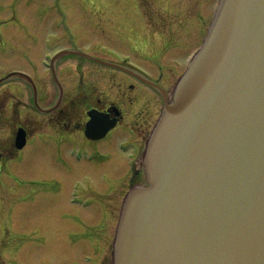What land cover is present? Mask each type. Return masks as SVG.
I'll use <instances>...</instances> for the list:
<instances>
[{"label":"rangeland","instance_id":"obj_1","mask_svg":"<svg viewBox=\"0 0 264 264\" xmlns=\"http://www.w3.org/2000/svg\"><path fill=\"white\" fill-rule=\"evenodd\" d=\"M150 1L153 5L169 4V0ZM192 1L194 5L191 1L187 4L188 17L180 31L178 23L173 27L170 24L180 16L177 9L182 7L176 5L179 0H172V10L165 12L161 20L152 14L151 20L145 21L140 2L146 0H0V75L13 70L29 73L36 83L39 101L45 104L56 89L49 70L41 65L43 53L68 45L69 37L86 52L94 48L113 58L128 56L131 65L149 75L158 72V65L164 75L170 66L181 70L184 57L203 34L214 4V0ZM170 27L173 30L167 32ZM156 37H171L174 41L165 47L162 39ZM75 61L84 63L85 81H98L101 89H108L100 84L107 82L108 75L99 69V64L69 55L56 63V73L62 76L67 95L74 92L77 81ZM170 78L171 87L176 77ZM31 97L30 86L20 78L0 85V108L4 109L0 119L1 144L13 134L16 124L26 119L31 121L29 131L37 129L32 126L35 119L38 122L34 125L50 130L45 116L35 113ZM78 109H74L75 114ZM108 135L96 146L109 153L102 166L91 171L84 156L81 161L67 157L66 149L71 147L68 145L94 156L80 132L65 136L38 132L29 136L16 158L0 162V255L5 264H98L94 260L97 255L93 236L98 233L99 237L104 231L112 235V216L102 206L93 208L92 204L81 209L83 202H79H91L90 191L99 192L105 200L111 196L125 172L111 149L133 137L123 125ZM95 161L90 163L92 168L98 167ZM75 179L79 187L73 185ZM69 193L77 198L74 203H69ZM43 200H50L54 206L41 207ZM64 200L66 205L62 206ZM106 251L105 247L101 253Z\"/></svg>","mask_w":264,"mask_h":264},{"label":"water","instance_id":"obj_2","mask_svg":"<svg viewBox=\"0 0 264 264\" xmlns=\"http://www.w3.org/2000/svg\"><path fill=\"white\" fill-rule=\"evenodd\" d=\"M145 161L114 264H264V0L222 1Z\"/></svg>","mask_w":264,"mask_h":264},{"label":"flooded vegetation","instance_id":"obj_3","mask_svg":"<svg viewBox=\"0 0 264 264\" xmlns=\"http://www.w3.org/2000/svg\"><path fill=\"white\" fill-rule=\"evenodd\" d=\"M145 17H146V12H145ZM74 67L75 69L76 68L78 69L77 70L78 80L76 84L78 86L77 89L83 88V93L78 92L79 94L78 102H84L85 105H88V107H86L85 110H87L90 107H93L97 110L108 111L110 105H114V104L119 105L118 102L119 101L121 102L123 98H126L129 104L135 103L138 106L136 111L132 112V115H130L132 116V119L131 121L128 122V125H126V127L133 134L134 136L133 139H135V143L137 144V150L134 153L132 160H129L130 162L129 168L130 169L133 168V170H135V174L133 178H131V182H134L136 180L140 181L142 178V174H141L142 158L140 157L139 153H141L142 147L144 145V141L147 138L148 133L159 113V109H160L159 96L156 95L152 90H150L149 87L147 86L145 87L140 81L137 80L135 76L130 74L129 75L122 74L119 76L120 80L115 82L116 89L114 91L110 90L109 88L100 89L95 85H92V87L89 90H87L86 88L82 87V75H83L81 71L82 64L76 62L74 64ZM154 79L162 83L161 76L159 77L156 76L154 77ZM170 79H171L170 77L166 78L163 81L162 85L166 88L170 87V82H171ZM112 87L113 85L110 88ZM139 97L141 100L139 99ZM136 102H138L139 104ZM3 111L4 109L0 108V116L3 115L4 113ZM55 113L48 114L47 119L57 127L63 128L65 129V131L66 130L70 131V133L73 131H81L84 127L85 119L87 118L86 111L85 113L81 114L78 120H71L69 115L67 114V111H65L64 109H58ZM110 116L112 115L110 114ZM117 121H119L120 123L124 122V117L123 116L117 117ZM126 123L127 122H125V124ZM23 126L26 128V125ZM12 145H13L12 139L6 140L4 147H0L1 152L4 153L6 151L7 152L9 151V153H13ZM68 146L72 147V145H68ZM16 153L19 154V152ZM125 166H127V162ZM118 196L119 194L113 200L112 205L114 207L111 208L112 212L116 211V207L118 205V198H117ZM46 205L54 206V203H52L50 200H43L41 202V207ZM63 205H66V200L62 201V206ZM112 215L115 214L112 213ZM110 236L111 233L109 234V232H105V238L107 237V239L108 238L110 239ZM107 239L105 241L101 239V242L99 244V248L102 249L105 247L107 248L106 253L100 257V264H105L108 261L109 254L111 253L110 250L108 251V249H111V243L110 240L107 243Z\"/></svg>","mask_w":264,"mask_h":264}]
</instances>
